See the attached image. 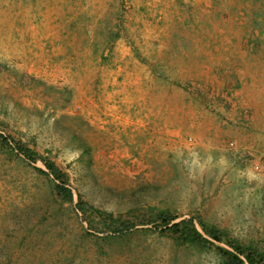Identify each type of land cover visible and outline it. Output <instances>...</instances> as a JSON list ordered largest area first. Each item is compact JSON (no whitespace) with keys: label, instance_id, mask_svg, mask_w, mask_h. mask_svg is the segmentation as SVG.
I'll list each match as a JSON object with an SVG mask.
<instances>
[{"label":"rangeland","instance_id":"374dc122","mask_svg":"<svg viewBox=\"0 0 264 264\" xmlns=\"http://www.w3.org/2000/svg\"><path fill=\"white\" fill-rule=\"evenodd\" d=\"M0 135V264H223L160 212L264 252V0H0ZM15 143L145 225L102 242Z\"/></svg>","mask_w":264,"mask_h":264},{"label":"trees","instance_id":"16d2710c","mask_svg":"<svg viewBox=\"0 0 264 264\" xmlns=\"http://www.w3.org/2000/svg\"><path fill=\"white\" fill-rule=\"evenodd\" d=\"M0 140L7 145L11 143L10 138L2 135H0ZM15 150L34 166L39 174L53 178L54 195L59 200L61 207L75 206L78 215L83 216V222L88 225V231L106 235L101 238L102 242L122 239L138 226L145 225V222L116 217L111 213L96 209L84 201L81 195L76 198L70 187L68 174L60 169L56 162L21 143H15ZM39 163L43 164L46 171L37 166ZM177 220V217L171 216L167 212H160L156 216H151L150 223L153 230L170 236L177 246L195 247L200 250L213 249L222 257L223 264H264V252L253 246H244L233 240L226 241L229 249L219 246L218 244L225 241L224 233L209 226L202 219H199L198 222L195 220L176 222ZM93 235L91 232H86L83 239L87 240Z\"/></svg>","mask_w":264,"mask_h":264},{"label":"built area","instance_id":"2783aa9c","mask_svg":"<svg viewBox=\"0 0 264 264\" xmlns=\"http://www.w3.org/2000/svg\"><path fill=\"white\" fill-rule=\"evenodd\" d=\"M255 170L257 173H261L264 170V167L258 164L255 166Z\"/></svg>","mask_w":264,"mask_h":264},{"label":"bare ground","instance_id":"6f19581e","mask_svg":"<svg viewBox=\"0 0 264 264\" xmlns=\"http://www.w3.org/2000/svg\"><path fill=\"white\" fill-rule=\"evenodd\" d=\"M6 53V52H5Z\"/></svg>","mask_w":264,"mask_h":264}]
</instances>
